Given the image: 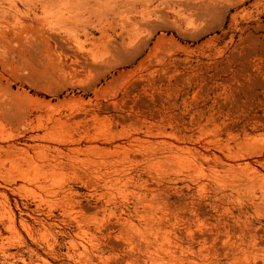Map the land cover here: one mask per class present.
<instances>
[{"label": "rangeland", "instance_id": "374dc122", "mask_svg": "<svg viewBox=\"0 0 264 264\" xmlns=\"http://www.w3.org/2000/svg\"><path fill=\"white\" fill-rule=\"evenodd\" d=\"M212 1L0 0V264H264V0Z\"/></svg>", "mask_w": 264, "mask_h": 264}, {"label": "bare ground", "instance_id": "6f19581e", "mask_svg": "<svg viewBox=\"0 0 264 264\" xmlns=\"http://www.w3.org/2000/svg\"><path fill=\"white\" fill-rule=\"evenodd\" d=\"M225 2H229V0H224ZM220 0H214L210 3L209 6H207L206 8V11H205V15H209L211 12L219 9L220 7ZM229 9L230 7L227 5L226 6V9ZM133 19V18H132ZM134 20V19H133ZM138 20V19H137ZM138 23V22H137ZM125 34H124V37L122 38L121 41H118V42H113L112 46L110 45H107L105 46L104 50L101 51L96 57H113V56H116L118 53H120L121 51L120 50H123V48L126 46H132L134 44H137L138 42V39H139V35H140V32H141V27L136 24V23H130V24H127L126 27H125ZM147 28H148V25H147ZM158 28V27H157ZM153 29V28H152ZM150 31V30H149ZM123 35V34H122ZM146 40V39H145ZM141 43V42H140ZM138 43V44H140ZM144 44V43H143ZM125 47V48H126ZM133 47V46H132ZM127 52V49L126 51ZM121 54V53H120ZM122 54H126V53H122ZM119 56V55H117ZM121 56V55H120ZM123 56V55H122ZM135 57V56H134ZM114 58V57H113ZM101 61V60H100ZM107 61V60H106ZM129 61V60H128ZM133 61V58L129 61L131 62ZM88 62V61H87ZM86 62V63H87ZM107 63V62H106ZM88 64H90V62H88L86 64V66H88ZM92 65V63H91ZM90 66V65H89ZM114 67V66H113ZM113 67L111 66H108L105 70V72L107 71H111L113 70ZM87 68V67H86ZM97 69V68H96Z\"/></svg>", "mask_w": 264, "mask_h": 264}]
</instances>
